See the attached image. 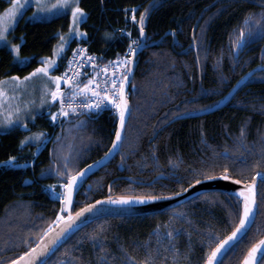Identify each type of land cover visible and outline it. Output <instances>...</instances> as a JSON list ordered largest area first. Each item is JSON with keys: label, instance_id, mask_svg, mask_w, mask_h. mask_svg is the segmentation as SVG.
I'll return each instance as SVG.
<instances>
[{"label": "trees", "instance_id": "trees-1", "mask_svg": "<svg viewBox=\"0 0 264 264\" xmlns=\"http://www.w3.org/2000/svg\"><path fill=\"white\" fill-rule=\"evenodd\" d=\"M9 4V0H0V8ZM79 4L87 14L82 22L85 35L69 43L55 72L81 44L88 43L89 52L103 62L122 56L129 41L118 29L133 25L137 29L133 35L140 41L138 21L145 10L147 42L170 29L177 40L173 48L172 36L167 35L137 57L128 89L131 113L120 150L84 182L87 199L80 191L74 210L107 196L175 193L203 178L193 169L215 176L227 168L233 177L247 182L257 173L264 174V71L255 73L215 114L166 125L180 110L214 103L248 70L264 64V0H80ZM134 6L137 20L131 22ZM69 26V14L49 20L22 18L11 35L28 62L17 63L13 52L1 47L0 80L35 69L42 57L53 54L59 32ZM240 29H244L243 37ZM191 43L195 47L190 48ZM184 48V53L175 51ZM91 72H84L76 84L87 83ZM118 121V113L110 109L71 116L35 158V150L52 132L46 111L36 115L42 138L35 144L23 145L18 131H0V161L17 153H21V162L32 161L27 167L0 166V264L28 250L56 219L62 203L45 186L67 183L69 175L104 155L114 140ZM222 150H228L229 155H222ZM158 174L166 178L154 179ZM258 190L254 224L221 264H241L246 252L264 235V181L258 183ZM238 207L241 210L237 197L211 191L156 214L103 217L75 232L47 264H72V257L82 264H96V249L85 239L94 232L106 238L105 247L115 257L113 264H121L125 255L143 262L149 253L155 258L148 264H204L207 253L238 223ZM169 231L174 234L171 239L166 236Z\"/></svg>", "mask_w": 264, "mask_h": 264}, {"label": "snow or ice", "instance_id": "snow-or-ice-1", "mask_svg": "<svg viewBox=\"0 0 264 264\" xmlns=\"http://www.w3.org/2000/svg\"><path fill=\"white\" fill-rule=\"evenodd\" d=\"M26 2V0H25ZM20 0H11V4L8 9H5L4 14H0V43H2L6 47H10L11 51L14 53V59L17 61V63L23 64L28 62V57L21 56L19 54L20 52V44L11 43L8 40L7 32L10 30H14V20L16 17L17 10L20 8ZM36 6L38 9L43 8H65L70 9L71 11V17H72V24L78 25L79 22L83 19V17L86 15L85 10L79 6V0H56V4L52 5H45L42 3V0H36ZM136 9L133 8L132 12V19L136 20L135 16ZM145 12H142L140 14L139 18V33L141 36L144 35V22H145ZM245 22H248V18H246ZM259 23V21H256ZM73 35L76 36H83L85 33L81 32L78 27L72 29L70 28L69 32V38H71ZM130 35V34H129ZM240 36H244V29H240ZM66 38L64 35L61 34V43L53 50L54 57L59 56L62 54V50L65 48ZM239 43V41H237ZM133 44L136 45V47H133ZM145 45L138 42V41H131V43L128 46V51L135 53L139 48L144 47ZM74 56L71 58L68 62V68L65 69V73L63 75L58 76H51L50 72L57 67V61L54 57H42L41 58V65L40 67H37L33 69L32 72H29L25 77L20 76H13L10 78H5L4 80H0V85H3L7 82V80H11L15 82L18 85H25L28 80L36 75H41L48 79L49 81L53 82L55 84V87L52 89H48L45 86V94H50L49 99L50 100H57L59 98L60 102V108L57 110V112L61 116H67L69 114V111L71 112H77L79 109L72 103V100L77 95H88L89 103L83 105L84 108L89 110H102L103 107L108 106H114L116 110H118L119 113V127L115 129V139L112 141L113 147L108 150V153H105V156L109 155L114 149H116L119 145L118 142L121 141V130L124 127L125 123V113L129 110L128 109V100L126 98L125 93V82L127 81V75L126 73L131 72L130 67H126L132 59L131 56H125L123 60H121L119 57H117V63L116 61H109L108 65H105V70L108 68L109 65H114L116 67H121L124 69V73L121 75V77H117L115 75L112 76L111 80H106L104 83V90L103 94L100 92H97L94 87H89L90 85L94 84L93 79H89L87 83L83 85V88H81L78 84H73L72 87L69 89L68 95L64 94L60 88V83L63 80L66 82L68 81V73L71 72L73 76L79 75L78 69H75L73 67L74 63L76 62V56L80 55L83 56L84 52L81 49L73 50ZM95 57H89L87 62L91 63L94 61ZM99 67V66H95ZM261 71H264V68L261 69ZM119 80V82H117ZM112 91V95H109V91ZM6 93L2 88H0V110H2V104L3 99L5 98ZM67 99L68 104L67 107H65V100ZM105 101H110L111 105H108L105 103ZM43 99L41 100V103H43ZM16 113L20 112V109L17 108ZM51 120L55 121L57 118V113H50ZM13 114L12 112H7L4 115V118L0 119V124H12L13 122ZM22 121L23 118H20ZM25 126H26V122ZM244 134L243 127L241 128V135ZM42 135L41 133H35L32 137H25L24 141L37 138L38 136ZM24 141H21V143H24ZM264 154V153H262ZM15 157H8L7 160L0 161V165H10L15 166L14 161ZM171 163V161H170ZM87 167V166H86ZM209 167H214L213 165H209ZM84 169H81L79 172H77L75 175H69L68 176V183L62 184L61 186L66 190L65 194H60L61 198L64 200V204H62L60 212H63L64 209L71 204L72 202V192L73 188L77 185L78 177H81L84 173ZM197 175H201L204 179H212L211 176L205 175L203 171L195 170L193 169ZM221 176L225 179H231V176L228 175L227 168L224 169L222 173H220ZM200 181L193 180L192 183L198 184ZM54 187V186H50ZM189 187H192V184H189ZM182 191H186V189H181ZM169 195H179V193H169ZM240 197H243V206H242V214L239 215V223L236 224V227L231 232L230 235L226 236L223 240H220L219 243L216 244L215 248H212L206 255V259L204 261V264H221V261L218 259L219 255L222 253L223 249L227 247L229 243H231L234 239H236L239 234L249 226L251 222H254V212L253 207L255 205V184H247L245 188H242L239 190ZM163 196H120L116 200H113L111 196L104 197L105 200L112 202V203H118V204H127L130 201L133 200H139L141 202L145 200H157L162 199ZM101 201L97 200L94 202V204H85L82 208L78 209V211L75 214H72L69 212L68 215L64 216L61 215L60 212L57 213L56 219L48 225V227L44 230L43 235L39 237L41 241H44L43 243H38L34 248H30L29 252L31 253L30 261L35 262V264H47V261L43 259L42 254H46L48 252L52 251V247L56 246L63 236L66 235V233L73 227L75 221L82 217L85 213L93 212L95 211V205H99ZM238 213L241 211L238 207L237 209ZM63 221L62 227H60L56 232H53L51 236L45 241L44 237L48 236L49 232H52V228L54 224H60ZM101 231H103V228L101 226ZM177 235L179 232L176 233ZM173 232L169 231L166 233V236L168 238H173ZM100 233L94 232L93 234L85 237V239L92 242L94 249H96V264H113V261L115 260V257L110 254V250L105 247L106 245V238H99ZM126 251V250H125ZM173 251H176L173 249ZM259 251L260 255H257V252ZM70 255V254H69ZM24 256H29V253H24ZM40 257L41 259H37ZM151 255V253L148 254L147 258L143 262H137L135 257L130 255H125L123 261L121 264H148V260L154 259ZM72 264H82L81 260L77 257H72ZM12 264H15L13 261ZM86 264H91V261L86 262ZM244 264H264V239H261L257 244H254L252 248L249 250L248 256L244 259Z\"/></svg>", "mask_w": 264, "mask_h": 264}, {"label": "water", "instance_id": "water-1", "mask_svg": "<svg viewBox=\"0 0 264 264\" xmlns=\"http://www.w3.org/2000/svg\"><path fill=\"white\" fill-rule=\"evenodd\" d=\"M167 35L172 36V47L174 48L175 42L177 40V36L173 30L166 31L159 38H157L151 42H147L145 29H144V35L143 36L140 35V43L144 44L145 46L139 48L135 53H132V55H131L132 59L130 61V65H129V67L131 68V72H128L126 74L127 75V81L125 82V88H124L127 100H128V89L131 86L132 79H133V76H134L135 71H136L137 57L146 47L153 46V45L160 43ZM189 47L190 48L195 47L194 43H191V45ZM175 51L178 53H184L186 51V48L181 49V50L175 49ZM262 68H264V64H258L256 66H254L253 68H251L250 70H248L245 74H243L235 82V84L231 87V89L212 106H209L205 109H201L199 111L177 115L174 118H172L171 120H169L168 123H171L172 121H174L176 119H180L182 117L198 116V115H202V114H206V113H211L213 111H216V110L223 108L225 105H227L233 99V97L237 93V91L243 85H245L255 73L260 72ZM128 109L129 110L125 113V123H124V127L121 130L122 139L120 142H118L119 146L116 149H114L109 155L105 156V154H104L101 157H99L98 159L87 164L86 165L87 167L85 166L84 168H82L85 171L81 177H78L77 185L73 188L72 202L70 205H68L64 209V211L62 212V215L66 216L69 214V212H71L72 214H75L78 211V209L82 208L85 204H94V202L97 200L101 201V203L99 205H95V211L85 213L82 217H79L75 221L73 227L66 233L65 236H63L61 238V241L56 246L52 247V251L48 252L46 254H42V257L44 260L47 261L51 257V255L54 254L75 232H77L79 229L90 224L91 222H93L95 220L101 219L103 217L139 216V215H150V214L160 213V212L175 208V207L181 205L182 203H185L186 201H188V200H190L196 196H199L203 193H206V192L219 191V192H224V193H227V194H230V195L237 197L239 199V201L241 202V214H242L243 197H240L239 190L242 188H245V186L247 184H252V183L255 184V193H256L255 205L253 207L254 221H255L256 216H257V212H258V195H259L258 183L260 181H264V174L263 173H257L254 176L253 180L248 181V182L242 181L236 177H233L230 173H228V175L231 176V179H225L220 174L215 175V176H211L212 179L202 178V179L198 180V181H200L198 184L192 183V187H189V185H188L186 188H184V189H186V191L180 190V191L175 192V193H179V195L166 194V195H118V196H111L113 200H116L120 196H133V197H137V196H158V197L163 196L162 199H157V200H145L143 202H141L139 200H133L127 204H118V203L109 202V201L105 200L103 197V198H99V199H96L94 201H90L88 203H85L83 206H81L77 210L73 211V205L75 202L76 195H77L80 187L83 185V183L86 182V180L89 177H91L93 174H95L98 170H100L104 166H106L116 156V154L120 150V146H121L123 136H124L125 127H126V124L129 120L130 113H131L129 101H128ZM49 113H50L49 111L46 112V114H49ZM118 116H119V113H118ZM119 126L120 125H119V121H118L117 127H119ZM22 128H25V125H23ZM114 139H115V137H114ZM112 147H113V145L111 144L110 148H112ZM106 153H108V151ZM225 154H227V153H225ZM162 177H164V175L159 174L155 177V179L162 178ZM124 178L131 179L130 177H124ZM113 181H114V179L111 180V182L109 183V186H108L109 190L111 189V184ZM152 182H153V180L149 181L148 183H152ZM90 187H91V185H90V183H88L87 188L90 189ZM65 195H66V190H65ZM238 223H239V221H238ZM253 224H254V222H251L249 224V226L245 229V231L241 232L236 239H234L231 243H229L227 245V247H225L223 249L222 253L218 257V259L220 261L226 255V253L248 232V230L252 227ZM62 225H63V221L60 224H54L53 228H52V232H49L48 236L44 237V240L46 241L49 238V236H51L53 232H56L60 227H62ZM233 230L234 229H232L227 235H225V237L230 235ZM225 237H223L221 240H223ZM261 239H264V235L254 244H257ZM43 242L44 241H41L40 239H38V241L33 246H31L30 248H34L38 243H43ZM252 246L250 247V249L252 248ZM29 249L26 250L25 252H23L17 258L11 260L10 262H8L6 264H12L13 261L15 262V264H35V262L30 261L31 253L29 252ZM249 250L246 252L245 256L243 257L241 264H244V259L246 256H248ZM24 253H29V256H27V257L24 256ZM257 255L258 256L260 255L259 251L257 252ZM37 259L39 260L41 258L38 257ZM172 264H185V263L175 262Z\"/></svg>", "mask_w": 264, "mask_h": 264}, {"label": "rangeland", "instance_id": "rangeland-1", "mask_svg": "<svg viewBox=\"0 0 264 264\" xmlns=\"http://www.w3.org/2000/svg\"><path fill=\"white\" fill-rule=\"evenodd\" d=\"M9 1L11 4V0H9ZM42 3L45 5H52V4H56V0H42ZM10 4L5 8H0V14H4L5 9H8ZM20 5L21 6L17 10L16 17L14 20V28L16 27V25L18 24V22L22 18H25V19L31 20V21L49 20V19L54 18V17L59 16V15L69 14L70 15L69 29L65 32H59L60 37H59V41L56 44L55 48H57V46L61 43V34L65 36L66 41H67L65 43V48L62 50V53L64 52V50L67 48V46L69 45V43L73 39H78V40L82 39V36H76V35H73L71 38H69V32H70V28L74 29V28L78 27L79 30L84 33L83 28H82V22L87 18V14L83 17V19L79 22L78 25H73L70 9H65V8L38 9L36 6V0H26V2H25V0H20ZM79 6H80V4H79ZM134 7H136V6H134ZM131 14H132V12H131ZM12 31L13 30H10L7 32L8 40L11 43L18 44L16 42L12 41V35H11ZM3 46L4 45L2 43H0V48ZM7 48L10 49V47H7ZM60 56L61 55L54 57V52H53L52 55L44 56V57H54L57 61V64H58V60H59ZM23 64H25V63H23ZM40 65H41V63L37 67H40ZM26 75L21 76V75L15 74V75H12V76H9L6 78H10L13 76H20L23 78ZM50 75L51 76H58L59 73L55 72V69H54L53 71L50 72ZM4 79L5 78H3L2 80H4ZM62 83H63V81H61L60 87H61ZM45 86L48 89H52L55 87V84L53 82L49 81L48 79H46L45 77L39 75V74L30 78L25 85H18L15 82L11 81L10 79L7 80V82L4 83L3 85H0V88H2L4 90V92L6 93V96L3 99L2 110H0V119L4 118V115L7 112H12L13 117H14L12 124H0V131H4L8 128L10 129L13 126L18 125L19 123L22 124V123L28 122L30 119H32V116L34 114H36V112L40 111L47 104V102L50 100L49 99L50 94H45ZM42 99L44 101L43 103H41ZM17 108L20 109L19 113H16V111H15ZM20 118H23V120L21 121ZM25 137H28L27 134H25ZM30 162H31V160L27 161V162H21V164L16 163L15 161L13 163L14 164H20L21 167H25L28 164H30ZM3 166H6V165H3ZM8 166H10V165H8ZM62 184H64V183H60L58 185H50V186H54V187H50L47 190L52 194V196L57 197V198H61L60 194H62V193L65 194V189L61 186Z\"/></svg>", "mask_w": 264, "mask_h": 264}, {"label": "built area", "instance_id": "built-area-1", "mask_svg": "<svg viewBox=\"0 0 264 264\" xmlns=\"http://www.w3.org/2000/svg\"><path fill=\"white\" fill-rule=\"evenodd\" d=\"M132 15H133V12L132 14L130 15L129 19L131 22H134L135 20L132 19ZM133 27V25H131V28ZM134 41V40H132ZM135 41H137L135 39ZM131 43V41L129 42V44ZM128 44V46H129ZM135 44H133L134 46ZM88 46L89 44H84L80 47H78L77 49H81L83 50L84 52V55L83 56H80V55H77L76 56V62L74 63L73 67L75 69H78L79 71V75H76V76H73V74L71 72L68 73V81L66 82L64 80V87L62 88V92L66 95L70 94L69 93V89L72 87V85L74 84V82L80 77V74L82 71L84 70H87V69H92L94 70L93 72V80H94V84L93 85H90L89 87H94L95 90L97 92H100L101 94H103V86H104V83L106 80H111L112 76L115 75L117 76L118 78L121 77V75L124 73V69L121 68V67H116L114 65H109L108 68L105 70L104 66L105 65H108V62L109 61H116L117 63H119V61H117V58L116 59H113V60H109V61H106V62H101L98 60V58L89 52L88 50ZM128 46L125 50V53L119 57L121 60H123V58L125 56H129L131 52L128 51ZM76 49V50H77ZM74 56V52L72 53L71 57L69 58V60L71 58H73ZM89 57H95L94 61H92L91 63H88L87 60ZM69 60L67 61L65 67L60 71V75H63L65 73V69L68 68V62ZM95 66H99V67H95ZM119 82V80L117 81ZM84 85V84H83ZM83 85H81L80 87L83 88ZM109 95H112V91L110 90ZM88 95L89 94H84V95H77L73 100H72V103L79 109V111L77 112H71L69 111V114L65 117V116H61L57 110L60 108V102H59V98H58V105L56 107L55 110H53L52 113H57V118L55 121L51 120V117H50V120H51V123L54 125V127H57L58 125H60L64 120H66L69 116L71 115H76V114H79V113H83V112H96L97 110H89V109H86L83 107V105L89 103L90 101L88 100ZM105 103H107L108 105H111V102L110 101H105ZM67 104H68V101L67 99L65 100V107H67ZM104 109H112V110H115L117 111L114 106H108V107H103L102 106V110ZM100 111V110H99Z\"/></svg>", "mask_w": 264, "mask_h": 264}, {"label": "flooded vegetation", "instance_id": "flooded-vegetation-1", "mask_svg": "<svg viewBox=\"0 0 264 264\" xmlns=\"http://www.w3.org/2000/svg\"><path fill=\"white\" fill-rule=\"evenodd\" d=\"M219 100V99H218ZM217 100V101H218ZM217 101H215L214 103H212V104H210V105H208V106H206V107H204V108H200V109H197V110H180V111H178V113L176 114V116L177 115H181V114H186V113H191V112H195V111H199V110H201V109H205V108H207V107H209V106H212L213 104H215ZM231 102V101H230ZM229 102V103H230ZM228 103V104H229ZM53 104H55L54 103V100H49L48 102H47V104L40 110V111H38V112H36V114H34L33 116H32V119H30L28 122H26V126H25V128H22V125H24L25 123H19L18 125H16V126H13V127H11L9 130L8 129H6V130H4V131H1V133H8V132H10V131H18V132H20V136H22L21 137V141H24V138H25V134H27V136L28 137H32L33 136V134H35V133H41L42 134V129H41V127H40V125H39V123H36L35 121H36V115L37 114H39V115H42V113H43V111H48V110H51L52 109V105ZM227 104V105H228ZM226 106V105H225ZM224 106V107H225ZM223 107V108H224ZM223 108H221V109H223ZM221 109H219V110H221ZM219 110H216V111H213V112H211V113H206V114H202V115H198V116H186V117H182V118H180V119H176V120H184V119H187V120H189V119H200V118H203V117H206V116H211V115H213V114H215V112H217V111H219ZM171 120V119H170ZM175 121V120H174ZM173 122V121H172ZM171 122V123H172ZM49 124H50V122H49ZM168 124H170V123H166V125H168ZM51 125V124H50ZM56 131V130H55ZM55 131L53 130V128H52V132L50 133V135H49V140L47 141V143L44 145V147H46V145L53 139L52 137L54 136V133H55ZM22 134V135H21ZM42 135H40V136H38L37 138H33V139H30V140H27V141H24V143H22L23 145H26V144H29V145H31V144H35V143H37L38 141H39V139L40 138H42L41 137ZM210 146H213L212 144L210 145ZM38 147H41V145H39ZM44 147H42V148H44ZM225 153H227V154H225ZM34 154H35V152H34ZM222 155H224V156H228L229 155V151L228 150H222ZM10 156H12V157H15L16 159H15V162L16 163H20L21 164V153H17V154H12V155H10ZM9 156V157H10ZM8 159V157L6 158V159H3L2 161H4V160H7ZM20 164H14V165H16V167H21V165ZM0 166H3V165H0ZM13 167V166H12ZM159 175V174H158ZM164 175V177H162V178H166V175L165 174H163ZM157 176V175H156ZM155 176V177H156ZM162 178H158V179H162ZM155 179V178H154ZM201 179V178H200ZM157 180V179H156ZM199 180V179H198ZM86 183V182H85ZM84 184V183H83ZM192 184V183H191ZM87 186H88V183H87ZM84 188V185H82L81 187H80V189H79V191H78V193L81 191V193H84V195H85V199L84 200H86L87 199V194H86V191L83 189ZM91 188V187H90ZM86 189L87 190H90V189H88L87 187H86ZM78 193H77V195H78ZM197 197V196H196ZM195 198V197H194ZM193 199V198H192ZM191 200V199H190ZM189 201V200H188ZM188 201H186V202H188ZM75 202H76V198H75ZM74 202V203H75ZM80 202V201H79ZM82 202V201H81ZM185 202V203H186ZM85 204V203H84ZM182 204H184V203H182ZM181 204V205H182ZM74 206V205H73ZM83 206V205H82ZM81 207V206H80ZM79 207V208H80ZM77 210V209H76ZM73 211H74V208H73Z\"/></svg>", "mask_w": 264, "mask_h": 264}, {"label": "bare ground", "instance_id": "bare-ground-1", "mask_svg": "<svg viewBox=\"0 0 264 264\" xmlns=\"http://www.w3.org/2000/svg\"><path fill=\"white\" fill-rule=\"evenodd\" d=\"M128 10V9H127ZM131 10V9H130ZM130 14V13H129ZM126 16V15H125ZM127 19V18H126ZM127 21V20H126ZM136 24V23H135ZM138 25V24H137ZM138 28V27H137ZM136 28H131V26H130V28L129 27H126L124 30H122V29H118L119 31H123V32H125L124 34L128 37V41L130 42V41H132V40H139L138 38H136V37H134V35H133V32H134V30H135ZM137 30V29H136ZM170 30H172V29H170ZM174 31V30H173ZM122 32V33H123ZM174 33H175V31H174ZM130 34V35H129ZM138 37V36H137ZM82 45V44H81ZM150 47V46H149ZM147 48V47H146ZM69 59V58H68ZM187 114V113H186ZM188 117V116H187ZM27 167V166H26ZM228 253V252H227Z\"/></svg>", "mask_w": 264, "mask_h": 264}]
</instances>
